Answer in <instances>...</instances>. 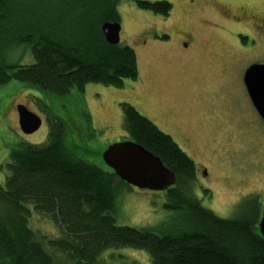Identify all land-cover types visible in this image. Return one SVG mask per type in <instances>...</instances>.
Masks as SVG:
<instances>
[{"label": "trees", "instance_id": "1", "mask_svg": "<svg viewBox=\"0 0 264 264\" xmlns=\"http://www.w3.org/2000/svg\"><path fill=\"white\" fill-rule=\"evenodd\" d=\"M118 2L0 0V87L16 81L64 96L83 92L89 83L121 89L125 80L135 82V52L107 44L101 32L103 23H118ZM136 5L164 18L172 10L165 1ZM120 108L125 132L120 142L141 146L174 174L175 185L164 191V209L182 212L185 226L164 233L117 226V195L130 186L105 164L99 168L76 157L66 144L65 124L50 118L46 141L21 144L5 165L0 264H101L105 251L123 248L144 251L151 264H264L257 228L263 207L234 219L203 208L183 186L194 178V162L133 107ZM35 215L49 222L57 237L35 232L30 227Z\"/></svg>", "mask_w": 264, "mask_h": 264}, {"label": "rangeland", "instance_id": "2", "mask_svg": "<svg viewBox=\"0 0 264 264\" xmlns=\"http://www.w3.org/2000/svg\"><path fill=\"white\" fill-rule=\"evenodd\" d=\"M136 1H165L172 10L164 18L139 9ZM116 14L119 45L136 54L135 82L125 80L121 89L89 83L83 92L64 96L16 81L0 87V185L8 176L11 151L45 142L50 118L65 124L66 144L76 157L103 168V151L125 138L120 108L125 103L157 128L160 122L172 130V139L195 165L184 191L203 208L234 219L264 207V122L246 100L240 80L242 69L264 63V0H119ZM184 41H190L187 49L180 47ZM16 105L41 119L33 134L21 133ZM121 188L117 226L156 233L185 226L182 212L164 209L165 192ZM30 227L57 237L55 228L36 215ZM99 261L151 264L144 251L129 248L107 250Z\"/></svg>", "mask_w": 264, "mask_h": 264}, {"label": "water", "instance_id": "3", "mask_svg": "<svg viewBox=\"0 0 264 264\" xmlns=\"http://www.w3.org/2000/svg\"><path fill=\"white\" fill-rule=\"evenodd\" d=\"M120 30L117 22H105L101 26L109 45L119 44ZM243 82L253 108L264 122V65L250 66ZM16 112L22 134L30 135L40 128L41 119L25 106H16ZM102 160L123 183L138 190L164 192L175 185L174 174L162 165L160 159L130 141L108 146L102 153ZM257 228L264 239V207Z\"/></svg>", "mask_w": 264, "mask_h": 264}, {"label": "flooded vegetation", "instance_id": "4", "mask_svg": "<svg viewBox=\"0 0 264 264\" xmlns=\"http://www.w3.org/2000/svg\"><path fill=\"white\" fill-rule=\"evenodd\" d=\"M189 43H190V41H189ZM189 43L188 42H182L181 44H180V47L182 46L184 49H187L188 48V46H189ZM261 65H264V63H262ZM250 67V66H249ZM249 67H246V68H244V69H242V72H243V70H244V72L242 73V79H240L241 80V82H243V78H244V74H245V72H246V70L249 68ZM246 91V90H245ZM246 93V100L250 103V105H252L251 104V101H250V99H249V97H248V95H247V92H245ZM17 106V105H16ZM16 106H15V109H16ZM145 112V111H144ZM15 113H16V124L18 125V116H17V112L15 111ZM156 124H157V126H158V128L160 129V130H162V131H164V133H165V135H168V136H170L171 138H175L176 136H174V134H173V132H172V130L169 128V127H167V126H165V125H163V124H161L160 122H155ZM157 128V129H158ZM158 129V130H159ZM159 130V131H160ZM163 133V132H162ZM176 143V142H175ZM181 143H184L185 145H188V140L187 139H183L182 141H181ZM202 172H203V178H206V177H208V172H207V170L205 169V168H203V170H202Z\"/></svg>", "mask_w": 264, "mask_h": 264}]
</instances>
